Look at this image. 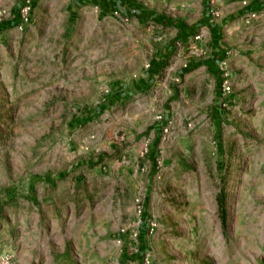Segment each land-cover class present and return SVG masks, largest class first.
Returning <instances> with one entry per match:
<instances>
[{"label":"rangeland","instance_id":"1","mask_svg":"<svg viewBox=\"0 0 264 264\" xmlns=\"http://www.w3.org/2000/svg\"><path fill=\"white\" fill-rule=\"evenodd\" d=\"M30 1L0 26V264H264V9L208 1L220 97L200 0H134L186 34Z\"/></svg>","mask_w":264,"mask_h":264},{"label":"crops","instance_id":"2","mask_svg":"<svg viewBox=\"0 0 264 264\" xmlns=\"http://www.w3.org/2000/svg\"><path fill=\"white\" fill-rule=\"evenodd\" d=\"M123 0H119L120 2V6L122 9V12L125 11L126 8L123 7L122 2ZM208 1L209 0H200V3L202 4V12H204V14L201 16V18L199 19V21L202 19L203 21V25L208 29V34L210 36V50H211V54H210V58L205 60L201 65L204 66L205 71L208 75H210L213 78V84L215 86V89H218V80H217V75L218 72L214 73L212 71H210L209 69H207L205 63L208 62L211 64L212 67L216 68L215 64H213L212 61L214 60H220L222 58V52L220 50V48L222 47V45L220 44V37H221V24L217 23V22H211L208 17H207V6H208ZM131 2V7H134L137 11L140 10L141 13L144 12H150L149 10H146L144 8H142L139 4H137L136 2H134V0H130ZM264 9V3H260L258 1H254L252 0V2H249L248 4H246L245 6H242L240 4L239 0H236V4H235V8L234 11L237 15L240 14H248L249 12H258L260 10ZM15 10H11L10 11V17L8 20L0 23V26H4L5 28H3V31H5L6 29H12L14 27V25L17 23L18 21V14H17V18L15 20ZM152 13V12H151ZM154 14V13H153ZM230 15L232 14V12L229 13ZM156 15V14H154ZM225 17V15L222 17V19ZM230 17V16H228ZM135 18V17H133ZM136 19V18H135ZM221 19V20H222ZM137 20V19H136ZM138 22H141L142 20H137ZM148 21V20H146ZM202 25V24H201ZM1 34V33H0ZM8 41V40H7ZM6 41V42H7ZM217 70V69H216ZM148 74V72H147ZM140 81L136 82L133 85V88L136 90V88H138L139 86H147V82H144L143 80L139 79ZM146 83V84H143ZM216 93V92H215ZM215 109V113L212 112L215 116L218 115V112H216V108H212ZM211 109V111H212ZM217 114V115H216Z\"/></svg>","mask_w":264,"mask_h":264},{"label":"trees","instance_id":"3","mask_svg":"<svg viewBox=\"0 0 264 264\" xmlns=\"http://www.w3.org/2000/svg\"><path fill=\"white\" fill-rule=\"evenodd\" d=\"M76 1L77 2L78 1L79 2L82 1L84 3H86V1H88L91 4L96 5L99 8L100 12L104 13V14H106L109 11H112L113 13L116 12V13L124 14L125 17L126 16H130V17H135L137 20L141 19V20L152 21L153 23L158 24V25H166V26H171L173 28H176L179 31L183 32V34L190 33V32H192L194 30L193 27H189L187 29H185V28H181V29L177 28V27H179V24L176 21H172V20L166 19L164 16H161V15H154L151 12L141 13L140 10L137 11L134 7L130 6L131 5L130 0H123L121 2L123 7L126 8L124 12H122L119 0H75V2ZM198 23L200 25L201 24L203 25L202 19ZM183 36H185V35H183ZM218 60L212 61L213 64H216V62ZM205 65H206L207 69H209L210 71H212L214 73V75H215V73L218 72V70H216L217 68L212 67L210 63L206 62ZM158 66H160V64L151 61V63L148 65V69L146 71L150 75H154ZM139 81L140 80H138V82ZM143 84H146V83H143ZM212 112L215 113V109H212ZM141 234H143V232H141ZM141 236L142 235H140V237ZM138 239L140 240L141 238H138ZM142 252H143V250H141V253Z\"/></svg>","mask_w":264,"mask_h":264},{"label":"built area","instance_id":"4","mask_svg":"<svg viewBox=\"0 0 264 264\" xmlns=\"http://www.w3.org/2000/svg\"><path fill=\"white\" fill-rule=\"evenodd\" d=\"M241 3L244 5L245 0H242ZM30 11H31V1L23 0L22 6L18 10V21L16 23V29L18 31H21L22 27L26 25ZM247 15H249V17H253L254 13L249 12ZM218 70L220 71V76H219L220 97H223L227 95L229 92V87H230L229 72L226 70L225 67H221L220 65H218Z\"/></svg>","mask_w":264,"mask_h":264}]
</instances>
